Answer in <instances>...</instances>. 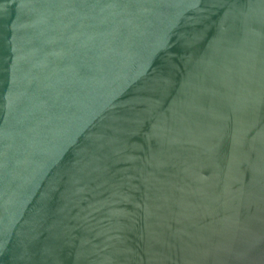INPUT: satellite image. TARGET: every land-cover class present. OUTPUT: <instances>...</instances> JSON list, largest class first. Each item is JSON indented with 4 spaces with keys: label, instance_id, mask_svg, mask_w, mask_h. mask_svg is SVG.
Instances as JSON below:
<instances>
[{
    "label": "water",
    "instance_id": "95a60500",
    "mask_svg": "<svg viewBox=\"0 0 264 264\" xmlns=\"http://www.w3.org/2000/svg\"><path fill=\"white\" fill-rule=\"evenodd\" d=\"M0 264H264V0H0Z\"/></svg>",
    "mask_w": 264,
    "mask_h": 264
}]
</instances>
